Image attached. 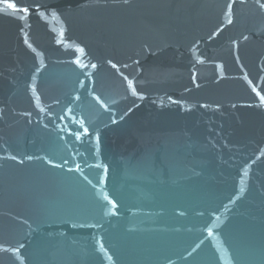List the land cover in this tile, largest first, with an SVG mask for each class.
Listing matches in <instances>:
<instances>
[{
    "label": "water",
    "instance_id": "water-1",
    "mask_svg": "<svg viewBox=\"0 0 264 264\" xmlns=\"http://www.w3.org/2000/svg\"><path fill=\"white\" fill-rule=\"evenodd\" d=\"M0 264H264V0H0Z\"/></svg>",
    "mask_w": 264,
    "mask_h": 264
},
{
    "label": "snow or ice",
    "instance_id": "snow-or-ice-1",
    "mask_svg": "<svg viewBox=\"0 0 264 264\" xmlns=\"http://www.w3.org/2000/svg\"><path fill=\"white\" fill-rule=\"evenodd\" d=\"M8 6H9V7H15V5H13V4H9ZM25 11H26V10H25Z\"/></svg>",
    "mask_w": 264,
    "mask_h": 264
}]
</instances>
